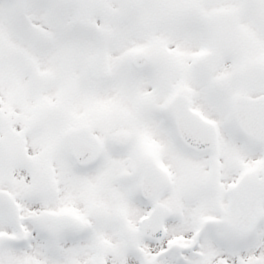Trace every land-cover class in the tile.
<instances>
[{"label": "snow or ice", "instance_id": "1", "mask_svg": "<svg viewBox=\"0 0 264 264\" xmlns=\"http://www.w3.org/2000/svg\"><path fill=\"white\" fill-rule=\"evenodd\" d=\"M0 264H264V0H0Z\"/></svg>", "mask_w": 264, "mask_h": 264}]
</instances>
